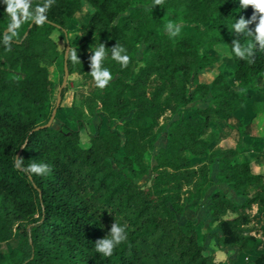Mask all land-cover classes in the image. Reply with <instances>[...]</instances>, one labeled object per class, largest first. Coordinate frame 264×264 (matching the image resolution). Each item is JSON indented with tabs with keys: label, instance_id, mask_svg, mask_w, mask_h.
<instances>
[{
	"label": "trees",
	"instance_id": "1",
	"mask_svg": "<svg viewBox=\"0 0 264 264\" xmlns=\"http://www.w3.org/2000/svg\"><path fill=\"white\" fill-rule=\"evenodd\" d=\"M151 2L56 0L45 24L22 25L11 51L0 42V244L14 240L24 225L23 240L0 252V264H225L205 255L194 222L180 223L185 199L203 200L211 189L208 212L220 231L219 249L236 248L240 255H254L250 264H264V223L253 224L264 217V174L253 172L242 147L250 131L239 127L249 126L260 112L253 98L264 91L253 85L264 81V53L254 60L229 54L236 38L231 33L234 19L251 18L254 10L241 9L238 0H165L148 10ZM38 3L33 0V6ZM85 3L92 13L78 29L80 48H73L69 35ZM5 7L0 0V41L9 22ZM166 12L176 21L202 26L204 34H213L212 44L226 46L228 63L211 85L201 83L199 75L216 60L201 55L190 36L170 39L162 31ZM100 42L109 49L117 42L123 45L130 56L127 67L106 59L104 66L113 77L108 86H96L83 101L75 96L70 118L60 128H40L55 108L51 68L64 73L69 45L81 60H67L70 76L93 80L90 49ZM141 45L145 49L139 60ZM229 71L242 91L230 90ZM66 92L64 88L63 99ZM210 94L212 105L189 108L188 115L170 125L167 145L151 167L146 156L164 132L160 120ZM251 99V116L238 117ZM83 103L91 114L98 109L119 123L114 130L100 126L87 149L80 143L87 128ZM233 118L240 134L235 145L223 128ZM16 155L25 164L46 163L51 172L28 175L14 166ZM216 164L219 171L213 177ZM150 172V185L140 186L137 180ZM115 221L126 227L128 239L112 256L102 257L94 251L95 242ZM232 261L239 264L240 258Z\"/></svg>",
	"mask_w": 264,
	"mask_h": 264
},
{
	"label": "rangeland",
	"instance_id": "2",
	"mask_svg": "<svg viewBox=\"0 0 264 264\" xmlns=\"http://www.w3.org/2000/svg\"><path fill=\"white\" fill-rule=\"evenodd\" d=\"M92 13V8L87 5L86 3L83 5V9L80 13H78L75 16L74 23L72 25V31L69 35L70 43L73 48H80V37L81 33L78 32V29L82 24H84L90 14ZM174 20L172 15L169 12H166L164 20L165 23L167 20ZM176 21V20H174ZM179 22L183 25L182 27V32L181 34L174 38V40H178L179 38L183 37L184 35L192 37L196 45L199 47V52L201 49H203V54L201 55H208L211 56L216 60V63L203 71L199 75V81L201 83L209 84L211 85L213 81L216 79V77L223 71L225 70V65L228 63V51H226V46L221 44L220 42L212 44V33L204 34L205 29L202 26H198L197 24H190L186 23L183 21H176ZM164 23V24H165ZM164 32V27L162 29ZM165 33V32H164ZM217 36V35H216ZM63 42H61V47H63ZM145 49L144 45L140 46L139 53L137 55L138 59L141 60L143 58V51ZM142 65V63L140 64ZM51 76L54 79V82L56 84L55 90L56 94L53 97V105H56L57 102V95H58V90L60 89L63 79H64V73L57 68L53 67L51 68ZM228 79L229 82L233 80L232 75L230 74V71L228 72ZM232 83V82H231ZM257 86L256 89L262 88L264 91V81L261 84H258V81L254 83L253 86ZM67 92L64 96V99L62 101V105L60 108V111L57 114V120L54 122L53 127L58 129L61 126V123L63 121L68 120L70 118V109L72 106V103L74 101L75 96L78 97L79 101H83L86 97H92V95L96 91V85L93 80H89L85 78L84 76L78 75V74H73L69 76L68 82H67ZM195 89V84L192 83L191 85V91ZM230 90H235V91H242L243 88L239 87L238 85L231 84L230 85ZM261 90H258V92ZM261 98H253L257 100L260 104L259 108L260 112L257 114V116L252 120V122L249 124V126H246L247 124L239 125L238 121L236 118H233L230 120L228 123H230L232 126H227L224 125L223 128L226 131H231L232 136L230 137V141L232 142V145H235V142L239 139V132L237 131V128L235 125H239L240 128L245 129V131H250L252 132V135H254V138L252 140H248L247 138L243 139L242 141V147L244 150H255V153L257 151L264 152V147L257 145L261 140L264 138V93H261ZM253 99L248 101V104L246 105V109L243 111V113L239 114L240 116L238 117H247L251 116V104ZM215 101V98L212 94L208 95L207 97H201L197 96L194 102H192L190 105H188L183 111L180 112V114H172V113H167L160 121L161 125L163 126L164 132H162L159 135L158 141L155 144V149L153 152L148 153L146 156V162L151 166L156 165V160L155 157L159 153V151L166 147L168 139H167V130L170 127V125L179 120L181 117L188 115L189 112L185 111L189 108H194V109H204L207 108L208 106L212 105ZM88 106L83 103V110L85 111V116H86V121H87V128L86 130H83L81 132V146L85 149L90 147V139L91 136L96 134L98 132V128L102 126L103 128L105 127H111L113 130L116 129V127L119 125L118 122L115 121H109L106 118H104L98 109H95L94 114H91L88 111ZM235 127V128H232ZM230 133V132H229ZM251 135V136H252ZM247 143V144H246ZM246 144V145H245ZM225 146H229L227 143L224 144ZM250 149V150H249ZM254 153V155H256ZM122 156V154L120 155ZM251 157H256L252 156ZM262 169H264V163L260 166ZM213 176L216 177V175L213 172ZM152 179V172H150L147 176L143 177L140 180H137V183L142 186V187H148L151 183ZM213 189L208 191L206 196L204 197L203 200H195L193 203H187V200L185 199V213L183 217H180V223L185 224L186 222H194L196 225V229L199 235V240L202 245L205 246V255H214L215 259L217 262L225 263V264H233L230 258H227L226 256H221V250L218 247V239L217 237L220 234V231L212 225L211 223V218L209 216V212L207 210L210 200H209V195L212 193ZM196 203L197 207H193V204ZM255 212V210H254ZM120 225H122V222L118 221ZM24 227V225H21V229ZM20 229V230H21ZM18 230L15 234L14 240L9 242V244H6L5 246H0V252L2 253H7L14 248H16L19 243L23 240V236L21 231ZM257 237H260L259 234L257 233ZM264 242V238H261ZM264 250V246L261 248V251ZM220 254V255H218ZM223 255V253H222ZM249 254L245 255L244 257L248 256ZM254 255L246 257V259H241L239 264H250L252 261Z\"/></svg>",
	"mask_w": 264,
	"mask_h": 264
},
{
	"label": "clouds",
	"instance_id": "3",
	"mask_svg": "<svg viewBox=\"0 0 264 264\" xmlns=\"http://www.w3.org/2000/svg\"><path fill=\"white\" fill-rule=\"evenodd\" d=\"M55 2L56 0H40V3L33 6V0H3V4L6 6L5 14L8 16L9 22L0 42L3 43L6 50L11 51L13 38L18 36L24 23L31 21L34 25L45 24L48 20L47 13ZM164 2L165 0H152L148 10L160 7ZM238 3L241 9L252 8L254 14L251 18L241 15L239 19H234L231 33L236 38L230 44L229 54H234L241 60H254L258 52L264 53V0H238ZM251 25H255L254 29ZM182 27L181 23L169 19L164 24V32L170 39H174L181 34ZM241 37L243 40L240 39ZM226 51L228 50L226 49ZM200 52L203 54V49ZM109 58L122 67H127L130 61L127 49L119 42L111 49L101 42L98 46L94 45L90 49L89 75L100 89L106 88L113 79L111 70L104 66L105 60ZM66 59L73 64L81 63L77 49H68ZM14 166L28 175L44 176L51 172L48 164L36 160H30L28 164H25V160L17 155L14 158ZM127 239L126 227L115 221L108 234L95 242L94 251L102 257H110L115 249Z\"/></svg>",
	"mask_w": 264,
	"mask_h": 264
},
{
	"label": "crops",
	"instance_id": "4",
	"mask_svg": "<svg viewBox=\"0 0 264 264\" xmlns=\"http://www.w3.org/2000/svg\"><path fill=\"white\" fill-rule=\"evenodd\" d=\"M224 131L228 134L229 137L232 136L231 131H226L225 129H224ZM251 135H252V132H250L249 136H245V138H247V141H245V142H248V140L250 141V140H252V138H254V135H252V136ZM245 138H243V139H245ZM243 139H242V141H243ZM257 145L264 147V138ZM254 153H255V150H250V151H248L247 149L244 150L245 156H247L252 161L253 172L256 174H264V169H262V167H260L264 163V152L257 151V153H255L256 155H254ZM251 155L256 156V157H251ZM218 171H219V167L216 164L214 166L213 172L215 175H217ZM225 188L226 187L221 186V189H224L226 192H228V190ZM207 210H208V208H207ZM255 212H256V209H255ZM263 223H264V217H261V219H255L253 224L255 226L260 227ZM6 244H9V243H6ZM6 244L5 243L0 244V246H2V245L5 246ZM220 252H221V256H226L227 258H230L231 260H235V261H237L239 258H240V260L241 259L244 260V259H246V257L251 256V255H248V256L244 257L248 253H243L240 255L238 249H236V248H226V249L221 250ZM222 253H223V255H222ZM218 255H220V254H218Z\"/></svg>",
	"mask_w": 264,
	"mask_h": 264
},
{
	"label": "water",
	"instance_id": "5",
	"mask_svg": "<svg viewBox=\"0 0 264 264\" xmlns=\"http://www.w3.org/2000/svg\"><path fill=\"white\" fill-rule=\"evenodd\" d=\"M68 49H69V45H68ZM67 60L66 59V56H65V64H64V79H63V83L60 87V89L58 90V95H57V102H56V105H55V108L53 110V115L52 117L50 118V120L48 121V123L43 126V127H40V128H52L53 125H54V122H55V119H56V116H57V112H58V109L61 107L62 105V101H63V98H62V91L64 88H66L67 86V82H68V78L70 76V72H69V68H68V63H67Z\"/></svg>",
	"mask_w": 264,
	"mask_h": 264
}]
</instances>
